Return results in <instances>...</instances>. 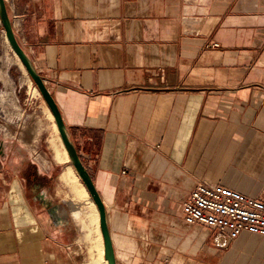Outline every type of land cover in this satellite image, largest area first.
<instances>
[{"label":"crops","instance_id":"crops-1","mask_svg":"<svg viewBox=\"0 0 264 264\" xmlns=\"http://www.w3.org/2000/svg\"><path fill=\"white\" fill-rule=\"evenodd\" d=\"M7 4L106 206L117 264H264V238L221 250L181 211L198 184L264 200V0ZM37 175L0 202V264H104L95 211L77 215Z\"/></svg>","mask_w":264,"mask_h":264},{"label":"rangeland","instance_id":"rangeland-1","mask_svg":"<svg viewBox=\"0 0 264 264\" xmlns=\"http://www.w3.org/2000/svg\"><path fill=\"white\" fill-rule=\"evenodd\" d=\"M0 55L3 57L0 66H8V85L0 75V202L8 199L12 188L13 191L20 189L18 177L25 178L24 183L29 187L36 184L33 174L47 172L52 177L45 179V183L57 186L58 196L72 204L77 215L84 217L86 211L93 217L92 206L80 191L82 186L65 184L59 178L67 165L55 161L56 152L62 146L48 105L34 89L36 84L28 72H24L7 43L1 20ZM40 161L45 163L44 169Z\"/></svg>","mask_w":264,"mask_h":264},{"label":"built area","instance_id":"built-area-1","mask_svg":"<svg viewBox=\"0 0 264 264\" xmlns=\"http://www.w3.org/2000/svg\"><path fill=\"white\" fill-rule=\"evenodd\" d=\"M14 30L20 41V29L14 26ZM181 211L188 225L208 228L214 246L221 250L244 233L264 238V200L221 184H198Z\"/></svg>","mask_w":264,"mask_h":264},{"label":"water","instance_id":"water-1","mask_svg":"<svg viewBox=\"0 0 264 264\" xmlns=\"http://www.w3.org/2000/svg\"><path fill=\"white\" fill-rule=\"evenodd\" d=\"M0 20L2 26L4 27V31L6 33V37L10 43L11 48L16 52V54L26 67L28 74L38 87L40 93L42 94V97L44 98L48 107L52 111L61 138L70 156L71 163L75 166L76 171L78 172L82 182L85 184L87 190L89 191L90 195L92 196L94 202L97 205L100 214V228L104 239L105 260L108 262V264H117L113 241L110 234L107 219L106 206L95 187L94 181L90 173L88 172L80 158L76 145L70 137L67 126L64 122V118L56 100L54 99L47 85L45 84L44 79L36 70L33 62L22 47L15 33L13 20L10 16L6 0H0Z\"/></svg>","mask_w":264,"mask_h":264},{"label":"bare ground","instance_id":"bare-ground-1","mask_svg":"<svg viewBox=\"0 0 264 264\" xmlns=\"http://www.w3.org/2000/svg\"><path fill=\"white\" fill-rule=\"evenodd\" d=\"M6 41H7V43L9 42L8 39H7V37H6ZM9 45H10V43H9ZM15 55L19 59L20 65L23 68L24 72L27 73L28 71H27L26 67L24 66V64L22 63V61L20 60V58L18 57V55L16 54V52H15ZM0 62H3V57L1 55H0ZM0 75H1L2 80L8 85V66H6L5 64H1V66H0ZM34 89L42 97V94L40 93L38 87L36 86ZM48 109H49L50 118H51V120L53 122V128H54L56 134L58 135V138H59L58 140L60 141L59 143H61V146H62V148H60V150H58L56 152V155H55V159L56 160L55 161H57L58 163H62V164H66L67 165V167L64 168V170L59 175V178L65 184H73V185L75 184L76 185L78 183L77 185H81L82 186V188L80 189V191H81V193L84 196H86L87 200L89 201V203L92 206L93 211H95V217H96V220H97V223H98V226H99V224H100V214H99L97 205L94 202V200H93L92 196L90 195L89 191L87 190L85 184L82 182V180H81L78 172L76 171L75 166L71 163L70 156H69L68 151H67V149H66V147H65V145L63 143V140L61 138L60 132L58 130V126H57V124L55 122V119H54V115H53V113H52V111L50 110L49 107H48ZM55 148H56V146H55ZM39 163L41 165V168L44 169L45 163L42 162V161H40ZM99 233H100V235L102 237V232H101L100 229H99ZM101 240H102V238H101ZM102 252H103V245H102ZM105 263L108 264V262L106 260H105Z\"/></svg>","mask_w":264,"mask_h":264}]
</instances>
